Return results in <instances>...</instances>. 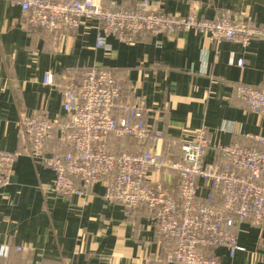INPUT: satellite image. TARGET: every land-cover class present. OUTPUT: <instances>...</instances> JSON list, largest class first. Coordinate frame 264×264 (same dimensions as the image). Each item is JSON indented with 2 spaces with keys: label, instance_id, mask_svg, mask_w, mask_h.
<instances>
[{
  "label": "crops",
  "instance_id": "obj_1",
  "mask_svg": "<svg viewBox=\"0 0 264 264\" xmlns=\"http://www.w3.org/2000/svg\"><path fill=\"white\" fill-rule=\"evenodd\" d=\"M102 1L130 8L140 0ZM150 1L167 14L210 19L225 12L264 23V0ZM23 16L19 5L0 0L1 149L21 151L20 115L61 114L64 91L90 67L112 68L124 94L142 99L145 122L164 136L155 153L193 139L203 127L211 145L252 146L256 142L247 134L264 138V116L248 110L234 92L237 83L264 84V39L242 45L189 30L133 42L108 37L97 47V21L83 18L75 30L57 34L54 43L51 33L26 27ZM47 74L51 85L44 83ZM118 141L110 138L109 148H142L133 138ZM206 160L222 162L212 147ZM156 177L176 189L174 172ZM53 179L45 165L23 152L17 156L10 183L0 187V245L9 246L0 264H162L173 249L174 242L153 227L146 207L127 215L121 203L104 198L103 183L87 198L62 197L52 190ZM237 242L241 249L233 255L227 247L210 248L208 254L224 264H264V220L261 226L241 223Z\"/></svg>",
  "mask_w": 264,
  "mask_h": 264
},
{
  "label": "built area",
  "instance_id": "obj_2",
  "mask_svg": "<svg viewBox=\"0 0 264 264\" xmlns=\"http://www.w3.org/2000/svg\"><path fill=\"white\" fill-rule=\"evenodd\" d=\"M9 1L20 6L26 27L51 33L54 43L57 34L75 30L83 18L97 21V47L103 46L108 37L133 42L145 35L174 36L189 30L217 42L247 45L252 39H264V23L248 16L223 12L209 19L195 14H167L150 0H140L130 8L105 5L102 0ZM242 64L243 60H238V65ZM44 83H53L51 74L45 76ZM234 92L248 110L264 116V84L237 83ZM61 111L55 118L45 111L20 115L22 149L0 148V187L10 183L13 164L21 152L53 172L52 190L62 197L87 198L95 184L103 183L105 199L121 203L127 215L146 207L156 231L174 242L162 264H224L208 254L210 248L227 247L233 255L241 249L238 226L243 222L261 226L262 136L247 134L256 142L252 146L237 142L211 145L203 127L193 139L182 140L178 150L175 144L167 152L155 153L163 133L145 122L142 99L126 96L121 81L108 67H90L79 81L71 82L63 93ZM110 138H133L142 148L121 145L111 150ZM210 147L222 162L206 160ZM160 172L178 176L175 190L156 177ZM8 249L7 244L0 245V256H7Z\"/></svg>",
  "mask_w": 264,
  "mask_h": 264
},
{
  "label": "trees",
  "instance_id": "obj_3",
  "mask_svg": "<svg viewBox=\"0 0 264 264\" xmlns=\"http://www.w3.org/2000/svg\"><path fill=\"white\" fill-rule=\"evenodd\" d=\"M116 140H117V139H116ZM118 142H122V141L119 140ZM177 147H178V146H177ZM131 214H132V212H131L129 215H131ZM166 240H167V239H166Z\"/></svg>",
  "mask_w": 264,
  "mask_h": 264
}]
</instances>
